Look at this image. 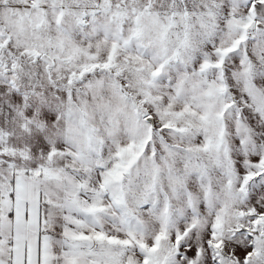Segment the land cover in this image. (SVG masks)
Segmentation results:
<instances>
[{"label":"snow or ice","instance_id":"6c2138e0","mask_svg":"<svg viewBox=\"0 0 264 264\" xmlns=\"http://www.w3.org/2000/svg\"><path fill=\"white\" fill-rule=\"evenodd\" d=\"M0 264H264V0H0Z\"/></svg>","mask_w":264,"mask_h":264}]
</instances>
